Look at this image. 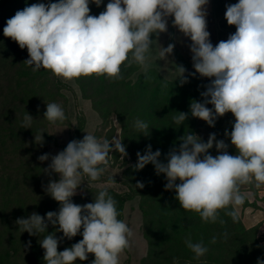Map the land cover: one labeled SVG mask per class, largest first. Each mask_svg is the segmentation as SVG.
Here are the masks:
<instances>
[{
	"label": "clouds",
	"instance_id": "9594fccd",
	"mask_svg": "<svg viewBox=\"0 0 264 264\" xmlns=\"http://www.w3.org/2000/svg\"><path fill=\"white\" fill-rule=\"evenodd\" d=\"M90 2L100 7L103 0L33 3L6 21L3 34L21 49H27L29 58L23 63L33 72L48 70L65 83L93 75L121 80L122 68L133 64L150 80L152 37L167 32L168 18L173 17L172 26L191 40L195 72L190 75L198 73L211 81L201 93L203 102L191 101V116L214 127L218 117L231 113L235 122L225 136L230 138L236 155L228 154V145L224 140L217 141L215 134L203 142L198 135L187 132L178 138L179 147L167 154V163L161 162V152H153L149 145L145 154L137 153L135 169L153 164L156 174L166 177L165 190H174L180 207L197 213L202 222L225 223L220 219L221 211L233 222L238 221L235 209L245 202L241 186H264V0H238L227 5L224 17L236 31L215 46L207 30L209 0H109L98 16L90 14ZM174 47L160 45V60H168ZM177 69L176 80L182 86L188 82L186 69ZM209 104L212 108L207 107ZM175 113L173 122L184 124L188 113ZM44 118L51 124L67 119L62 106L55 102L46 104ZM32 121L26 112L21 128H31ZM115 123L119 124L116 118ZM135 128L149 135L146 122L137 119ZM42 133L35 135L39 145L44 142ZM214 144L220 153L216 156L209 153ZM113 151L121 159L127 156L122 139H99L87 133L82 140L69 142L63 151L52 156L48 168L43 170L59 175L58 181L50 180L45 188L60 204L59 211H49L46 217L32 213L27 219L19 218L15 222L19 231L39 235L46 233L51 223L58 225L57 231L65 238L78 234L83 237L70 248L58 251L55 233L45 235L39 241L45 264H75L77 260L86 261L89 254L95 257L92 264H120L121 256L130 249L134 232L118 218L117 202L107 186L98 192L94 202L82 206L72 202L85 177L88 187L89 182L98 181L105 173ZM38 159L47 161L49 155ZM111 183L110 178L108 184ZM136 187L144 185L138 182ZM210 243H216L215 236ZM185 244L197 260L209 250L203 241L194 243L190 236ZM173 264H177L175 259ZM257 264H264V260L258 259Z\"/></svg>",
	"mask_w": 264,
	"mask_h": 264
},
{
	"label": "rangeland",
	"instance_id": "374dc122",
	"mask_svg": "<svg viewBox=\"0 0 264 264\" xmlns=\"http://www.w3.org/2000/svg\"><path fill=\"white\" fill-rule=\"evenodd\" d=\"M49 2L58 0H39L38 3ZM108 2L103 0L100 7L90 2V14L98 16ZM237 2L213 0L218 16L219 42L236 31L235 26L227 24L224 14L227 5ZM31 4L30 0H6L0 9V129L5 128L8 135L23 134L21 140L10 136L7 143L0 141V264H45L44 249L39 241L47 234L55 233L59 240L58 251L70 248L83 238L80 234L72 239L65 238L62 232L57 231L58 225L53 226L51 223L46 233L29 235L26 231L21 233L15 222L19 218L27 219L32 213L45 217L49 211L58 213L60 204L46 193L45 188L50 180L58 181L59 175H49L43 170L48 168L52 156L63 151L69 142L82 140L87 133L99 139L119 137L126 146L127 156L121 159L118 152H111L105 173L98 181L89 182L88 187V178L85 177L72 202L81 206L94 202L95 196L105 186L109 194L112 191L129 192L132 188L140 193L124 206L123 220L133 230L134 236L130 249H126L121 256L120 264H151L150 261H144L149 244L144 235L145 211L141 193H151L153 196L154 236L162 238L163 258L153 264H173L174 259L177 264H222L229 260L257 264L258 259L264 260V186H241L245 202L236 208L240 217L236 226L240 234L234 242L236 247L230 249L236 252L228 253L227 249L221 247L225 243L220 242L215 255L207 252L197 260L186 247L185 240L190 236L194 243L200 242L204 231L201 229L184 234L178 225L170 231L179 204L175 199V191L165 190L166 177L164 174L157 175L153 164L149 163L141 170L135 169L137 153L145 154L149 145L153 152L159 150V160L167 163V154L174 147H179L181 141L178 138L187 132L198 135L203 142H207L210 134H215L217 141L224 140L228 145V154L236 155L230 138L225 136V131L230 133L235 122L231 113L218 117L214 127L191 116V101L203 102L201 93L206 91L210 79L200 77L198 73L190 75L195 69L178 60L174 50L168 60H160L158 56L160 45H175L174 18H168L167 32L161 33L158 38L155 35L152 37L154 41L148 72L150 80H146L140 67L133 64L122 68L124 78L121 80L112 81L104 76L93 75L65 83L48 70L33 72L31 67L23 63L29 58L27 49H21L3 34L6 21L18 10ZM177 66L186 69L184 75L188 82L182 86L176 80L179 75ZM164 83H167L166 88L163 87ZM51 102L62 106L67 117L63 123L51 124L44 118L46 104ZM207 107L212 108V105ZM26 112L33 118L31 128L27 129L21 128ZM175 112L188 113L184 124L178 126L173 122V116L177 114ZM115 118L119 124L115 123ZM137 119L149 125L148 136L135 128ZM41 132L43 145L35 142V135ZM209 153L213 156L220 154L215 144ZM44 154H48L49 159L41 162L38 157ZM110 178L112 183L109 185ZM138 182L143 183L144 187L137 188ZM250 223L255 225L249 227ZM245 230L251 231L245 233ZM213 233L221 240L225 238L222 228H214ZM248 246L253 248L248 249ZM94 259V255L89 254L86 261L77 260L75 264H92Z\"/></svg>",
	"mask_w": 264,
	"mask_h": 264
},
{
	"label": "trees",
	"instance_id": "16d2710c",
	"mask_svg": "<svg viewBox=\"0 0 264 264\" xmlns=\"http://www.w3.org/2000/svg\"><path fill=\"white\" fill-rule=\"evenodd\" d=\"M5 1L6 0L0 1V9L5 4ZM30 1L32 3H38L39 2V0H30ZM174 53H175L178 60L185 63L184 58L178 52L176 46L174 47ZM79 129H81V127ZM0 134H1V136H0L1 137L0 138L1 143H3V142L7 143L8 140L10 139V136H14L15 139L21 140L22 135H23L21 133H15L14 135H8V132L5 128L0 129ZM18 149L20 150V148H18ZM137 194H140V193L139 192L137 193V191L134 188L130 189L129 192L119 193V192L112 191L110 193V195L117 202V205H116L117 210L120 213V215L118 217L119 219L123 220V218H124L125 203L127 201L133 200L135 195H137ZM141 196L143 199V207H144V211H145L144 235H145V238L147 239L148 244H149L148 255L146 258H144V261H150L151 264H153L154 262L159 263L160 262L159 260L163 258V252H162V248H161V243H162L161 239L162 238L159 235L154 236L155 235L154 234V231H155L154 230L155 215H154V211L152 209L153 204H154L153 196L151 193H141ZM175 211H177V213L174 214L175 221H174V223H172V225L170 227V231L173 230L172 227H175V229H176L177 225L181 228V230H182L181 233H184V234L189 232V231L193 233V231H195V230H201L202 229L204 232L202 231L203 232V239L201 241H203L204 245L208 247V249H209L208 253L215 255V252L219 251L218 247H220L219 246L220 242L225 243V245H222L221 247H224L225 249H227L228 253L234 254L236 252V251L232 252L230 249H233L234 247H236V245H234V242H235V239L237 238V236L240 234L236 224L238 222H240V217H239L238 221L233 222L231 217L225 215L224 211H221L220 212V219L224 220L225 223L221 224L219 222V220L216 223H204V222H202L201 218L199 217V215L197 213L192 212V211H186L183 208H181L179 204H177ZM178 212H179V214H178ZM238 216H239V214H238ZM217 227L222 228V230L224 229L225 233L227 234L224 236L225 238L223 240H221L217 234L213 233L214 228H217ZM250 231L251 230H245V233H248ZM214 236L216 237V243L212 244V243H210V241L212 240V238ZM242 246H244V245H242ZM251 248H253V247L248 246V249H251ZM242 253H247V252H242ZM207 261H210V260L208 259ZM222 264H247V263L238 262L236 260H229V261L222 262Z\"/></svg>",
	"mask_w": 264,
	"mask_h": 264
},
{
	"label": "crops",
	"instance_id": "0c3cea01",
	"mask_svg": "<svg viewBox=\"0 0 264 264\" xmlns=\"http://www.w3.org/2000/svg\"><path fill=\"white\" fill-rule=\"evenodd\" d=\"M206 11L207 30L210 33V42L213 44V46H215L219 42V27L217 11L215 10L213 0H209V4L206 7ZM173 38L178 52L185 60V63L183 64L186 66L189 65L193 67L192 53L190 51V38L183 36V34L180 33L179 30L175 27H173ZM251 223L249 224V227H253L255 225Z\"/></svg>",
	"mask_w": 264,
	"mask_h": 264
}]
</instances>
